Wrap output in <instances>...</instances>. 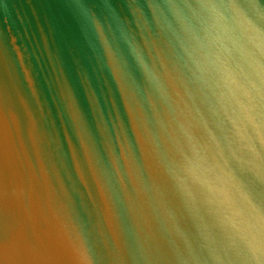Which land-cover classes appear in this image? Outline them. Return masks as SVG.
<instances>
[{
    "label": "water",
    "instance_id": "water-1",
    "mask_svg": "<svg viewBox=\"0 0 264 264\" xmlns=\"http://www.w3.org/2000/svg\"><path fill=\"white\" fill-rule=\"evenodd\" d=\"M0 264H264V0H0Z\"/></svg>",
    "mask_w": 264,
    "mask_h": 264
}]
</instances>
